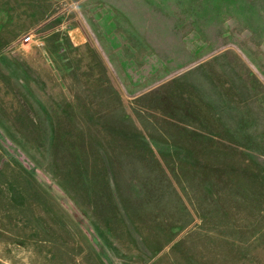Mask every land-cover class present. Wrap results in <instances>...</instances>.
Listing matches in <instances>:
<instances>
[{"label": "rangeland", "instance_id": "1", "mask_svg": "<svg viewBox=\"0 0 264 264\" xmlns=\"http://www.w3.org/2000/svg\"><path fill=\"white\" fill-rule=\"evenodd\" d=\"M0 264H264V0H0Z\"/></svg>", "mask_w": 264, "mask_h": 264}, {"label": "built area", "instance_id": "2", "mask_svg": "<svg viewBox=\"0 0 264 264\" xmlns=\"http://www.w3.org/2000/svg\"><path fill=\"white\" fill-rule=\"evenodd\" d=\"M30 39H31V36L27 37V38H26V41H29Z\"/></svg>", "mask_w": 264, "mask_h": 264}]
</instances>
